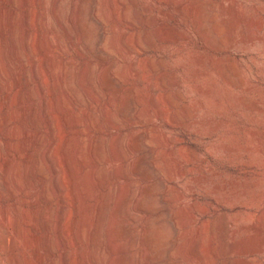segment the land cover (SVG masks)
Wrapping results in <instances>:
<instances>
[{"label": "rangeland", "instance_id": "obj_1", "mask_svg": "<svg viewBox=\"0 0 264 264\" xmlns=\"http://www.w3.org/2000/svg\"><path fill=\"white\" fill-rule=\"evenodd\" d=\"M203 1L0 0V264H264V0Z\"/></svg>", "mask_w": 264, "mask_h": 264}, {"label": "bare ground", "instance_id": "obj_2", "mask_svg": "<svg viewBox=\"0 0 264 264\" xmlns=\"http://www.w3.org/2000/svg\"><path fill=\"white\" fill-rule=\"evenodd\" d=\"M39 0H35V2L37 3ZM56 1L57 0H54V3H53V5H52V9H51V13H52V16H53V18L55 19V21H57L58 20V8H57V5H56ZM179 2H178V7H179V9L180 10H183V12L186 10V11H188V12H191V15H192V17H191V19H192V21H193V23L195 24V26H196V30L202 35V36H204L208 41H209V33H210V28L212 29V32H214V33H216V31H215V29H217V28H215V26L214 25H206V22L208 21H206V18H205V3H204V1L203 0H178ZM11 2V1H10ZM22 2H23V0H22ZM25 2V1H24ZM20 3V2H19ZM208 3V2H207ZM206 3V4H207ZM176 4V3H175ZM14 8V7H13ZM177 8V7H176ZM208 10V9H207ZM7 11V10H6ZM10 11H12V10H10ZM185 11V12H186ZM16 12V10H13L12 11V14H10L11 15V17H13L14 16V14H16L15 13ZM184 12V13H185ZM183 14V13H182ZM187 14V13H186ZM190 14V13H189ZM4 16L6 17V14L4 15V13H0V17L1 18H4ZM9 16V15H8ZM11 17H10V19H11ZM9 19V18H8ZM30 21H31V19H30ZM206 21V22H205ZM208 23V22H207ZM31 24V23H30ZM1 25V24H0ZM13 30V29H12ZM24 31V30H23ZM32 33V32H31ZM31 35V34H30ZM0 37H4V29L2 28V27H0ZM23 39V38H22ZM22 42V41H21ZM25 42V41H24ZM23 42V43H24ZM34 42V41H33ZM135 43V45L137 44V47L139 46V44H140V39H139V37L138 36H136V37H134V39H133V44ZM20 45V44H19ZM134 45V46H135ZM24 47V46H23ZM207 47V46H206ZM21 48V47H20ZM210 49L213 51V53H214V55H216V52H217V50H218V48L216 47V46H213V45H210ZM5 50V48L4 47H0V77H2V75H3V73H4V69L5 68H8L9 67V64H11L10 63V60H8V61H6V58H5V55H4V51ZM217 57V56H216ZM10 59V58H9ZM217 59V58H216ZM219 59V58H218ZM8 62H9V64H8ZM215 66H216V68H217V70H218V73L223 77V79L226 81V82H230L229 80H228V74H227V71H226V68H225V66L221 63V62H218V61H216L215 62ZM214 68V67H213ZM6 70V69H5ZM13 71V70H12ZM86 71V70H85ZM85 71H82V73H80V74H84V72ZM216 71V70H215ZM15 72V71H14ZM217 72V71H216ZM33 73V72H32ZM36 78V77H35ZM4 79V78H3ZM6 80V79H5ZM3 81V80H2ZM79 82V86H80V88L83 90V92H86L89 96H91V97H93L94 98V93L92 92V88L90 87V86H88L87 84H85V82H84V79L83 80H79L78 81ZM97 83H99L98 82V80H97ZM97 86V85H96ZM71 100H72V98H71ZM73 102V101H72ZM73 104V103H72ZM73 106V105H72ZM77 132H79V131H77ZM83 132V131H82ZM80 137V136H79ZM81 139H83L82 137H80ZM115 138V137H114ZM80 139H78V141H79ZM77 141V140H76ZM79 143V142H78ZM91 144H92V142L91 143H89V147L86 149L84 146H82V144L79 146V151H77L78 152V156H81V153L82 152H86L87 153V156L89 157V156H93V154H94V152H93V150H92V146H91ZM111 145H113V150H114V153H113V156H115L116 158H119V159H121L122 157H123V155L125 154V152H123L124 150H120L119 151V149L118 148H116L115 146H116V139H114V141L110 144V146ZM111 149V148H110ZM112 150V149H111ZM127 151H128V149H126ZM126 151V152H127ZM51 155V154H50ZM56 162V161H55ZM56 169V168H55ZM55 169L53 168V167H51V173H55ZM9 173V172H8ZM90 174H91V172H90ZM118 174V173H117ZM6 175V174H5ZM15 175H16V172L15 173H13V175L11 176V184H13V185H16V182H15ZM57 176V175H56ZM61 177V176H60ZM57 179V178H56ZM0 180H1V185H2V187L4 188V190H6L7 191V193H8V195H9V197L11 198V199H13L14 198V194H15V190H13L12 188H11V185H9V183H8V181H7V177L6 176H1L0 177ZM58 181V180H57ZM52 182V181H51ZM52 185H53V183H52ZM56 187V186H55ZM15 189V188H14ZM124 189H125V192H127L128 191V184L126 183L125 184V186H124ZM59 190V189H58ZM19 191V190H18ZM20 192V191H19ZM54 192V191H53ZM55 194V193H54ZM98 203V202H97ZM131 207H133V206H131ZM131 207H130V209H131ZM63 209H64V205H63V202H62V200H60V202H59V207H58V210H59V212L60 211H63ZM134 209V208H133ZM95 211H96V204H95V209H94ZM111 215V214H110ZM115 214H112L111 216H110V220L113 218V216H114ZM58 218H60V216H58ZM58 221L60 222V220L58 219ZM57 221V222H58ZM109 223V222H108ZM58 225V224H57ZM88 227V226H87ZM108 227V226H107ZM109 228V227H108ZM106 229V228H105ZM105 231V230H104ZM68 233H69V230L68 229H65L64 230V234H66V235H68ZM108 233V232H107ZM84 236H85V238L86 239H88V240H90L91 238H92V228L89 226L87 229H84ZM140 236V235H139ZM64 241V240H63ZM91 241V240H90ZM111 241V240H110ZM138 241H141V238L139 237V239H138ZM93 242V241H92ZM110 243V242H109ZM108 243V244H109ZM138 243H140V242H138ZM111 244V243H110ZM264 244V243H263ZM90 245H92V243H90ZM93 246V245H92ZM144 246V245H143ZM115 245H112V248H111V250H112V252H114L115 251ZM10 249V248H9ZM95 249V248H94ZM262 249H264V246H262ZM109 250H110V248H109ZM96 251V250H95ZM93 254V253H92ZM15 264H17L16 262H15ZM108 264H122V262L119 260V262L117 263V262H114V260L113 259H111V257H109L108 258Z\"/></svg>", "mask_w": 264, "mask_h": 264}]
</instances>
